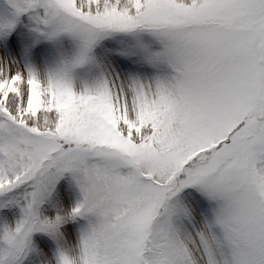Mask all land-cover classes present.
<instances>
[{
  "label": "snow or ice",
  "instance_id": "obj_1",
  "mask_svg": "<svg viewBox=\"0 0 264 264\" xmlns=\"http://www.w3.org/2000/svg\"><path fill=\"white\" fill-rule=\"evenodd\" d=\"M0 264H264V0H0Z\"/></svg>",
  "mask_w": 264,
  "mask_h": 264
}]
</instances>
